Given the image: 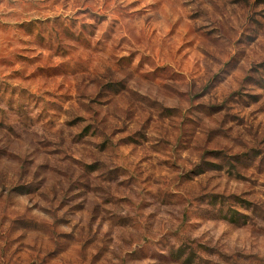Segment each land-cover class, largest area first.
Here are the masks:
<instances>
[{"label":"rangeland","instance_id":"1","mask_svg":"<svg viewBox=\"0 0 264 264\" xmlns=\"http://www.w3.org/2000/svg\"><path fill=\"white\" fill-rule=\"evenodd\" d=\"M0 264H264V0H0Z\"/></svg>","mask_w":264,"mask_h":264}]
</instances>
